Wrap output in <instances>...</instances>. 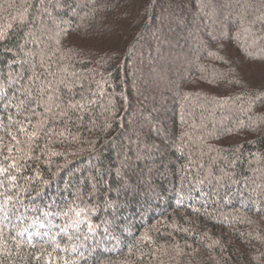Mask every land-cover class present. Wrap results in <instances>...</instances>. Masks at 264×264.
<instances>
[{
  "label": "trees",
  "instance_id": "obj_1",
  "mask_svg": "<svg viewBox=\"0 0 264 264\" xmlns=\"http://www.w3.org/2000/svg\"><path fill=\"white\" fill-rule=\"evenodd\" d=\"M0 169V264H264V0H0Z\"/></svg>",
  "mask_w": 264,
  "mask_h": 264
},
{
  "label": "snow or ice",
  "instance_id": "obj_2",
  "mask_svg": "<svg viewBox=\"0 0 264 264\" xmlns=\"http://www.w3.org/2000/svg\"><path fill=\"white\" fill-rule=\"evenodd\" d=\"M0 171H2V169H0ZM77 215H79V213H77Z\"/></svg>",
  "mask_w": 264,
  "mask_h": 264
},
{
  "label": "rangeland",
  "instance_id": "obj_3",
  "mask_svg": "<svg viewBox=\"0 0 264 264\" xmlns=\"http://www.w3.org/2000/svg\"><path fill=\"white\" fill-rule=\"evenodd\" d=\"M160 117H161V116L159 115V118H160ZM161 118H162V117H161ZM161 118H160V119H161Z\"/></svg>",
  "mask_w": 264,
  "mask_h": 264
}]
</instances>
